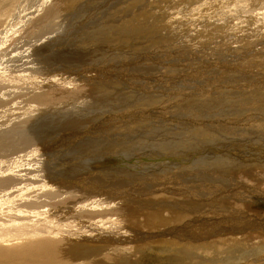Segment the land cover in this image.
Returning a JSON list of instances; mask_svg holds the SVG:
<instances>
[{
  "label": "rangeland",
  "instance_id": "rangeland-1",
  "mask_svg": "<svg viewBox=\"0 0 264 264\" xmlns=\"http://www.w3.org/2000/svg\"><path fill=\"white\" fill-rule=\"evenodd\" d=\"M18 56H23L24 60L30 56L33 62H26V71L23 72L24 75L21 73L24 79L18 83L19 87L10 84L14 80L7 78V83L0 88L7 92L0 91V99L11 100L25 91L33 90L30 95L42 98V103L60 104L64 100H70L67 106L78 103L77 101L88 103L87 108L83 107L82 111L81 108L74 109L79 114L78 123L75 119L56 120L58 128L55 132H61L62 138L63 135L68 138L65 134L69 132L86 136L91 131L98 135L97 128H100L103 135L119 134L115 139L117 143L129 146V140L134 138L132 130L138 125L137 120L143 119V124L145 119L151 122V131H139L141 134L137 135L136 147L130 145L120 152L118 162L109 163L106 170V166L90 164L99 182L89 186L88 191L100 192V179L107 178L123 184H120L121 189L127 193L124 197H136L139 194L142 197L153 191L159 193L165 188L166 197L177 198V193H182V196H188L191 201L197 200L200 194L207 198L205 185L197 179L196 170L199 166L196 163L216 155L215 158L229 157L232 163L244 166L252 164V176H246V183L240 180L232 183L241 191H237L238 193L248 191L251 199L258 197L254 201L258 200L261 206L252 208L256 211L260 207L264 208V146L256 144L258 140L264 142V107L260 106L264 104V0H0V74L18 70L19 66L14 60ZM51 69L53 74L48 72ZM50 76L51 79H46ZM36 79L41 80L35 82ZM98 87L100 89L96 90ZM79 90L86 92L78 98L76 93ZM88 90L91 93L86 94ZM125 93L128 97H125ZM143 99L145 101L141 104L146 103L147 106L139 105V101ZM101 100L104 101L100 103ZM94 101L96 102L93 103ZM201 103L205 105L204 108L213 112L219 111L222 105L226 108L215 119L210 118L213 124H207L208 127L230 123L231 118L226 119L224 116L231 117L235 107L253 108L248 109L252 114L241 120L240 128L231 129L230 134L199 137L193 123L209 118L205 116L207 110L199 109ZM38 107L45 110L43 104L35 106L40 111ZM3 108L5 106L0 104V110ZM163 108L165 111L168 109L164 113L166 118L159 116V110L162 112ZM84 116L88 117L83 121ZM89 126L93 127L92 130ZM163 126L167 130V136L164 137H168V150L161 143L163 137H159ZM188 129H194L193 134H188ZM235 131L252 134L255 140L243 143L242 136H233ZM103 135L99 140L101 144L97 146L102 151L107 150L102 144L105 141ZM158 137L160 140H157ZM234 138L241 143L235 142ZM75 139L79 142V138ZM124 140L125 143H122ZM204 140L212 142L204 148ZM180 144H196V148L194 151L181 150L174 153L171 145ZM56 158L55 162L62 160L61 157ZM81 159L87 163L95 162L90 156ZM128 165L136 171L131 169L119 172L121 167L127 168ZM162 171L166 174L157 178L156 174ZM258 179H262L261 189L256 186ZM64 184L66 186L67 182ZM218 185L222 187L221 183ZM217 193L222 197L220 191ZM165 196L159 199L162 202L161 208L169 204ZM235 198L239 199L236 195ZM251 199L243 205L249 206L254 202ZM32 200L34 199L29 202ZM112 207L118 211L114 202ZM249 207L245 209L248 213L242 215L249 216V221H254L253 225L260 226L259 220L264 211L259 209L260 212H253L251 210L254 209ZM46 214L39 220H49L51 217L47 212ZM194 216L197 215L194 213L189 217ZM220 219L229 221L227 215ZM121 222L124 229L126 220L121 218ZM174 223L176 226L169 228L177 227L182 233L185 227H189L185 226L182 230L180 220ZM256 233L253 235H260V232ZM153 240L156 243L147 246L144 243L147 240L141 241L139 249L136 252L133 249L128 257L127 264H197L198 260L199 264H264V250L254 254H237V259L222 256L216 258L205 256L204 253L211 251V248L163 244L159 243L164 241L160 237ZM262 241L263 239L256 240L257 243ZM257 246L258 244L254 248ZM178 247L182 250L177 249ZM197 250H201V254ZM178 257L180 261L175 259Z\"/></svg>",
  "mask_w": 264,
  "mask_h": 264
},
{
  "label": "bare ground",
  "instance_id": "bare-ground-1",
  "mask_svg": "<svg viewBox=\"0 0 264 264\" xmlns=\"http://www.w3.org/2000/svg\"><path fill=\"white\" fill-rule=\"evenodd\" d=\"M5 1L10 2L11 0ZM28 1L30 0H25V2ZM14 60L19 66V69L15 71L9 69L11 72L5 71V74H0V88L3 84L7 83V78L8 80H14L10 81V84L19 87L18 83L24 79L23 72L26 71V62H33L30 56L26 57L25 60L23 56H18ZM48 72L53 74L54 71L51 69ZM21 73H23V75ZM18 74L21 75L19 76ZM42 74L44 73L42 72ZM51 78L52 76L46 79ZM40 80L41 79H36L35 82ZM98 89L100 88L98 87L96 90ZM0 91L2 93L7 92L1 89ZM32 91H25L11 100L0 99V104L5 106V108L0 110V264H127L128 257L131 255L133 249L134 252L139 249L141 241L144 242L147 240V242H144L147 246L151 243L153 244V242L156 243L155 240H153L156 237H160L164 240L163 242H159L163 244L170 243L176 244V246L198 245L211 248V251L208 250L209 252L206 251L204 254L205 256L216 258L222 256L224 258L237 259L235 257L237 254H246L249 252L254 254L264 250V215L260 214V216L262 215L261 219L258 217L261 222V224L259 223L260 226L256 222L258 226L253 225L252 223L254 221L250 222L249 216L242 215V213L247 212H245V209L250 205L249 209H254L252 207L261 206V203L258 200L254 201L258 197H253L251 199L249 197L250 192L248 194V191L238 193L241 191L232 183L236 180L246 183L248 181L246 176L252 174L250 173L252 171H250V169L253 167L252 164L244 166L232 163L229 161V157L215 158L216 155H213L209 160L197 162L196 164L199 166L196 170L197 179L199 178L205 185L204 191L208 199L205 198L203 194H200V197L195 201H191L188 196H182V193H177V195L182 197H166L164 195L165 188H162L159 193L153 191L151 194H145L142 197H140L141 194L136 197H124L127 193L121 189L120 184L122 183L118 180L112 181L107 178L100 179V192L88 191L89 186L99 182L90 164L98 163L99 165L106 166L104 168V170H106L109 163L118 162L120 159V152L129 148L130 145L136 147L138 144L137 135L141 134L138 133L139 131H151V122L145 119V123L143 124V119L139 120L140 118H137L138 125H135V128L132 130L134 138L129 140V146L127 144L119 145V142L117 143L115 139L116 135L119 134L109 133L103 135V132H100V128H97V133L101 135L92 134L91 131H89L90 134L86 136L69 134V132L65 134L68 138H65L64 135L62 138L60 136L61 132H55L58 128L56 120L58 118L75 119L78 123L79 114H76L74 109L81 108L82 111L83 107L87 108L88 103L77 101L78 103H69L70 106H67V102L70 100L67 102L64 100V102L60 104L54 102L42 103V98H38L37 95H30ZM85 92L84 90H79V92L76 93V97ZM88 92L90 91L88 90L86 94H88ZM93 93L94 92H92V94ZM124 95L128 97L126 93ZM86 97L88 98V95H86ZM90 97H92V95ZM72 98L73 96L70 99ZM100 99H102V97H100ZM134 99L132 100L134 101ZM246 99L248 100L247 97ZM103 101L104 100H101V102H99L102 103ZM143 101L145 100H140L139 105L147 106L145 105L146 103L141 104ZM95 102L96 101L93 103ZM40 104H43L45 110H42L40 107H38L40 111L35 109V106ZM111 105L113 107V103ZM186 106H188V104ZM204 106L205 105L201 103L198 107L199 109L207 110ZM260 106L264 107V104ZM229 107L232 108L233 106L229 105ZM224 108V105L220 106V110L217 112H213V110L208 108L205 116H209V118H204V120L202 119L193 123L199 132V137H216L230 134L231 129L235 127L240 128V122L244 117L252 114L249 110H252L253 107H248L249 110L247 107H235L234 112L231 111L233 112L232 114L230 112L232 115L231 117L228 115L224 116L226 119L231 118L230 123L208 127V125L213 124L210 118L213 117L212 119H215L214 117L219 116V113L222 112ZM161 110L162 112L159 110V116L161 118H166L167 115L164 113L168 109L166 111L164 108ZM145 111H147V109ZM156 111L157 110H155V112ZM87 117L84 116L82 120L84 121ZM238 117L239 119L237 120L236 118ZM176 119H178V117ZM150 120L151 119H149V121ZM189 123L191 124L190 120ZM46 125L47 127H45ZM165 127L166 126L162 127L161 136L159 137H163L161 143L165 149L168 150L170 146L168 137H164L167 136ZM92 128L89 126V129L92 130ZM188 130V134H193L194 129ZM184 131L186 130L184 129ZM102 135L105 140L102 144L108 152L105 149L102 151V149H100L101 147H99V149L97 147L101 144L99 140L100 138L102 139ZM234 135L242 136L241 141L243 143L255 140L252 134H244L240 131H235L233 136ZM150 136L151 135H149V138H151ZM118 137L119 136H117V138ZM142 137L144 138L143 135ZM75 138H79V142ZM119 138L122 140L121 137ZM158 138L157 140H160V138ZM139 139L142 138L139 136ZM144 139L147 140V138ZM184 140L188 141L186 138H184ZM236 140L235 142L239 141ZM230 141H232L231 138ZM203 142V147L205 148L207 144L212 141L204 140ZM122 143H125V140L124 142L122 141ZM256 144L258 146H264V142L260 140H258ZM200 145L201 144H199V146ZM171 146L174 153L181 150L194 151L196 148V144ZM88 156L95 162L87 163L81 159ZM56 157H61L62 160L55 162L57 159ZM128 167H121L119 172H127L131 171V169L132 171H136L134 167L129 165ZM162 174L164 176L166 173L164 171L157 173V178L161 177ZM141 175L143 176L142 173ZM208 176H211V178H208ZM64 182H67L66 186H64ZM253 182H256V180ZM257 182L258 184H256V186L258 185V188L263 186L262 179H258ZM220 183L222 187H219L218 184ZM178 184H180V182H178ZM217 191L221 192L222 197H219ZM179 192H181V190H179ZM251 194L254 196L253 193ZM109 195L112 197L110 198ZM235 195L238 196L239 199L235 198ZM162 196H165L166 202L169 203L166 204L164 208L160 207L162 202L159 199ZM32 198L34 200L29 202ZM249 199L254 202L249 206L243 205V203H248ZM113 202L119 213L117 210L113 209ZM259 209L262 212L264 211V208L261 209V207L257 209L258 211L255 209L251 211L260 212ZM46 212L51 218L46 221H40L39 218L42 215L46 216ZM194 213L197 216L189 217L190 215H194ZM226 215L229 217V221L224 220V222L220 218L221 216L225 218ZM121 218L126 220L124 229ZM179 220L182 223V230L185 226H189L185 227V230H183L184 233L180 232L177 227L169 228L176 226L174 222ZM144 226H148L149 229H147V227L144 228ZM156 231L158 232L155 233ZM249 231L254 233L260 232V235L257 233V235H253L254 233H250ZM248 233L249 235H247ZM257 239H263V241L257 243ZM257 244L258 246L254 248ZM186 248L188 249V247ZM177 249H179V247ZM199 251L200 252L197 250L196 252L201 254V250ZM202 258L204 259V256ZM250 258H252V256ZM175 259L177 260L179 257ZM196 259L194 261H196ZM205 260H207V258H205ZM198 261L200 262V260ZM199 262L197 264H199Z\"/></svg>",
  "mask_w": 264,
  "mask_h": 264
}]
</instances>
